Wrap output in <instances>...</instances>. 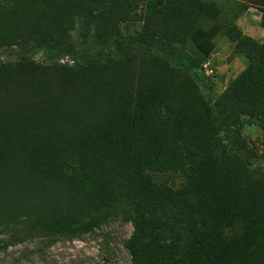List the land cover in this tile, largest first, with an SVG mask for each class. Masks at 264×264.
Segmentation results:
<instances>
[{
    "label": "trees",
    "instance_id": "obj_1",
    "mask_svg": "<svg viewBox=\"0 0 264 264\" xmlns=\"http://www.w3.org/2000/svg\"><path fill=\"white\" fill-rule=\"evenodd\" d=\"M247 6L264 30V0L230 15L206 0H0V50L22 52L0 65L3 242L50 246L120 218L131 264H264V39L236 25ZM222 37L246 64L211 102L195 78Z\"/></svg>",
    "mask_w": 264,
    "mask_h": 264
},
{
    "label": "rangeland",
    "instance_id": "obj_2",
    "mask_svg": "<svg viewBox=\"0 0 264 264\" xmlns=\"http://www.w3.org/2000/svg\"><path fill=\"white\" fill-rule=\"evenodd\" d=\"M214 2L226 12L233 13L235 8L246 5V0H206ZM248 11L243 10L236 20V25L247 33H256L259 38L258 20L259 16L251 6ZM123 34H136L141 30V23H128L121 26ZM255 29V30H254ZM256 31V32H253ZM73 40H77V33L72 34ZM213 56H210V68L213 71V79H209L203 72H198L196 82L203 96L213 102L223 90L225 77H234L245 68V60L239 56H233V46L222 37L218 43ZM19 47L4 48L0 50V65L15 64L21 55ZM36 63L51 65H73L74 59L70 57H59L48 59L41 52L32 56ZM216 61V62H214ZM72 62V63H70ZM236 75V76H237ZM227 86V85H226ZM225 86V87H226ZM242 135L250 147L261 151V131L254 119L243 120ZM260 153V152H259ZM255 167L264 169L263 159H253ZM154 180L163 185L178 188L183 185L184 180L178 174H151ZM132 226L120 218L107 220L100 229L80 239L59 240L50 246L40 244L38 240H29L19 244L3 242L0 237V264H131L130 256L125 248V241L132 234Z\"/></svg>",
    "mask_w": 264,
    "mask_h": 264
},
{
    "label": "crops",
    "instance_id": "obj_3",
    "mask_svg": "<svg viewBox=\"0 0 264 264\" xmlns=\"http://www.w3.org/2000/svg\"><path fill=\"white\" fill-rule=\"evenodd\" d=\"M248 10H250V9H248ZM248 10H247V11H248ZM251 10H254L257 14H259V16H256V18H257V20H258V24H259V25H258V28H259V29H258V31H259V38L256 39L257 36H254V34L257 33L256 31H253V32H256V33H254V34L251 33V30L248 31L247 33H244V32H243V33H244L245 35L250 36L251 38L255 39L256 41L261 42V41H263V39H264V30L260 28V17H261V14H260V12H259L256 8H254V7H252ZM254 30H255V29H254ZM217 45H218V44H217ZM217 45H216L214 51L212 52V54H211L210 56H213V55H214V52H215V50H216V48H217ZM210 56H209V57H210ZM214 62H216V61H214ZM236 75H237V74H236ZM236 75H235L233 78H232V77H231V78H230V77H227V78L225 77V82H226V83H225V85H224V87H223V90L226 88L225 86L228 85V84H229V83H230V82L236 77ZM223 90H222V91H223ZM222 91H221V92H222ZM220 94H221V93H220ZM220 94H219V95H220Z\"/></svg>",
    "mask_w": 264,
    "mask_h": 264
},
{
    "label": "built area",
    "instance_id": "obj_4",
    "mask_svg": "<svg viewBox=\"0 0 264 264\" xmlns=\"http://www.w3.org/2000/svg\"><path fill=\"white\" fill-rule=\"evenodd\" d=\"M72 63V62H70ZM202 72L205 74L209 79H213V71L210 68V59H208L203 65H202Z\"/></svg>",
    "mask_w": 264,
    "mask_h": 264
},
{
    "label": "clouds",
    "instance_id": "obj_5",
    "mask_svg": "<svg viewBox=\"0 0 264 264\" xmlns=\"http://www.w3.org/2000/svg\"><path fill=\"white\" fill-rule=\"evenodd\" d=\"M208 59H209V58H208ZM208 59H207V60H208Z\"/></svg>",
    "mask_w": 264,
    "mask_h": 264
}]
</instances>
